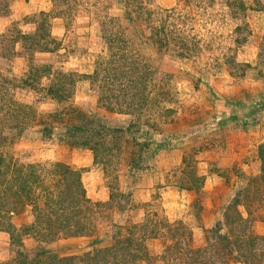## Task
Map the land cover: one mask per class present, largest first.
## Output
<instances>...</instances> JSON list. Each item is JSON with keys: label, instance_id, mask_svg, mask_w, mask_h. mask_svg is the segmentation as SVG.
<instances>
[{"label": "rangeland", "instance_id": "obj_1", "mask_svg": "<svg viewBox=\"0 0 264 264\" xmlns=\"http://www.w3.org/2000/svg\"><path fill=\"white\" fill-rule=\"evenodd\" d=\"M142 2L146 8L174 15L190 13V34L198 39L193 56L155 52L144 38L148 32L140 22L124 18L118 0H0V73L8 78L3 87L17 103L30 104L38 117L73 106L113 125L124 126L131 119L129 114L110 113L101 107L96 101V87L86 78H77L68 99L61 103L45 96L42 87L48 78L37 79L32 86L20 80L29 58L34 66H48L52 74L91 72L96 56L104 52L98 26L104 13L119 17L135 36L138 49L157 68L158 81L167 75L162 86L168 100L163 98L161 106L173 108L168 116L155 117V127L142 123L134 132L137 142L149 141L154 151H144L137 167L129 166L137 148L130 135L119 137L117 147L108 152L105 161H93L89 148L74 146L65 136V125L74 121L66 116L52 123L48 137L34 126L18 138L8 139L2 144L5 147L0 145L1 151L10 155V163L36 164L40 182L49 188L52 180L44 175V168L61 162L77 169L90 201L104 202L94 210V226L88 235L43 242L35 240L33 232L23 233V248L29 257L46 252L78 254L93 246H105L114 229L140 222L146 209L155 220L164 217L179 225L187 245L199 247L204 244L203 229L222 219L224 208L238 190V210L247 220L249 233L264 234V181L259 177L256 153L257 145L264 141V0ZM4 4L8 5L5 13ZM39 10L57 13L58 17L50 20V33L59 46L51 53L30 55L11 40L17 30L32 32L34 24L30 21L37 18ZM193 168L203 175L201 185L196 190L182 189L190 187ZM3 178L0 173V226L8 220L24 231L33 219V207L44 206L43 192L32 183L30 193L37 199L31 201L19 189V202ZM115 190L130 196H117L111 201L109 194ZM7 199L13 203H6ZM109 201L110 208L106 204ZM119 204L127 208L117 210ZM8 206H13L14 213L2 216ZM158 229V234L144 239L148 260L136 264H167L159 257L169 239L161 225ZM15 250L8 234L0 230V261L10 259Z\"/></svg>", "mask_w": 264, "mask_h": 264}, {"label": "trees", "instance_id": "obj_2", "mask_svg": "<svg viewBox=\"0 0 264 264\" xmlns=\"http://www.w3.org/2000/svg\"><path fill=\"white\" fill-rule=\"evenodd\" d=\"M118 2L122 5L124 18L140 22L143 30L148 32L144 38L155 52L171 51L175 56L183 58L195 54L198 39L196 34H190L193 27L189 12H185V15H174L167 10L146 8L142 0ZM230 2L228 1L229 7L232 4ZM2 7L5 13L8 5L4 4ZM36 15L37 18L30 21L34 24L32 32L22 33L17 30L11 41L19 43L30 55L35 52L51 53L59 46L58 40L50 33V20L58 17L57 13L52 10H39ZM119 19L107 13L99 19L104 52L96 56L91 72L78 75L75 72L57 71L52 74L48 66H34L29 58V65L20 80L24 85L32 86L35 80L48 78L42 87L45 96L61 103L68 99L75 80L86 78L96 87V101L101 107L110 113L129 114L131 119L124 126L113 125L99 116L89 117L73 106L38 117L30 104L17 103L11 92L3 87L8 78L0 73V145L9 141L8 139L18 138L28 127L38 126L41 135L48 137L53 129L52 123L66 116L74 121L65 125V136L71 139L70 144L89 148L93 161H105L108 152L117 147L116 142L123 134L130 135L134 147L137 146L129 159L130 167L139 165L144 151L153 154L150 142H137L134 132L142 123L155 127V117L162 119L173 111L172 107L161 106L167 96V90L163 88L167 75H162L161 80H157V68L152 64L150 57L138 49L135 36L129 33ZM256 148L259 177L264 181V141ZM10 160V155L0 149V173L5 175L2 181L5 180L8 188H13L15 199L21 201L20 192L31 201L37 199L30 193L33 189L31 184L34 183V187H40L43 192L41 197L44 206L33 207V219L24 231L17 230L6 219V223L1 224L0 230L8 234L9 241L16 246V250L10 259L0 261V264H136L148 260L144 239L158 234L159 225L165 229V235L169 239L159 257L167 264H264V234L249 233L247 220L238 210L239 190L224 208L222 219L203 229L204 244L199 247L187 245L179 225L165 221L164 217L155 220L151 217L150 210L146 209L140 222L114 229L110 243L105 246H93L78 254L57 255L46 252L29 257L23 248V233L33 232V238L43 242L61 237L88 235L94 226V210L104 202L90 201L82 185L80 172L65 163L55 162L52 167L44 168V175L52 180L49 188L40 182V175L35 170L36 164H14L10 163ZM181 160L184 162L185 158ZM202 181L203 175H198L193 168L190 170V187L182 189L196 190ZM128 195L129 193L124 195L115 190L108 198L113 201L117 196ZM10 201L13 203L10 199H7L6 203H11ZM111 201L106 203L109 208L112 206ZM116 207L117 210L127 208L121 204ZM10 211H14L13 206H8L6 215L2 216L9 217Z\"/></svg>", "mask_w": 264, "mask_h": 264}]
</instances>
